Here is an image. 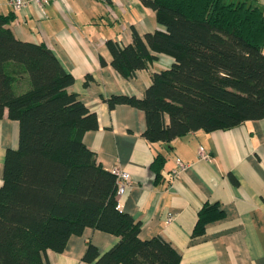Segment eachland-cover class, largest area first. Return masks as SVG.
<instances>
[{
    "label": "trees",
    "instance_id": "1",
    "mask_svg": "<svg viewBox=\"0 0 264 264\" xmlns=\"http://www.w3.org/2000/svg\"><path fill=\"white\" fill-rule=\"evenodd\" d=\"M164 30L139 34L122 46L107 40L111 65L123 76L155 55L171 64L151 73L143 94H111L108 106L140 108L149 141L187 131L227 128L264 116V15L255 0H141ZM0 13V117L18 123V144L7 147L0 183V264H48L45 250L60 251L84 227L118 239L99 253L87 241L82 258L95 264H177L179 251L161 235L138 236L139 221L116 206L115 175L82 141L96 114L67 86L72 75L43 42L17 38ZM25 75L27 86L13 83ZM167 116V120L164 119ZM163 155L150 162L159 176ZM233 182L235 180L231 177ZM215 202L197 210L191 235L219 217Z\"/></svg>",
    "mask_w": 264,
    "mask_h": 264
},
{
    "label": "crops",
    "instance_id": "2",
    "mask_svg": "<svg viewBox=\"0 0 264 264\" xmlns=\"http://www.w3.org/2000/svg\"><path fill=\"white\" fill-rule=\"evenodd\" d=\"M255 3L264 15V0ZM8 12L13 15L8 23L12 33L50 48L73 77L67 88L96 114L97 126L85 130L82 141L104 168L118 165L129 172V183L116 200L139 221L140 238L161 235L169 240L180 253L177 264H264V116L227 128H197L169 141H149L142 135L140 108L126 102L108 106L104 98L118 93L142 96L151 73L171 64V55L154 50L149 51L155 56L131 76H123L110 63L108 39L122 46L131 41V29L139 34L164 30L152 8L141 0H49L41 10L32 2L12 10L0 0V13ZM19 79L13 83L15 92L27 86L25 75ZM17 144V120L4 109L0 183L4 150ZM199 146L206 158L199 156ZM157 153L164 159L155 179L149 165ZM204 202H215L222 213L205 223L202 234L192 236ZM117 239L114 233L86 226L70 234L62 250L46 248L45 254L48 264H95L82 258L87 241L101 253Z\"/></svg>",
    "mask_w": 264,
    "mask_h": 264
},
{
    "label": "built area",
    "instance_id": "3",
    "mask_svg": "<svg viewBox=\"0 0 264 264\" xmlns=\"http://www.w3.org/2000/svg\"><path fill=\"white\" fill-rule=\"evenodd\" d=\"M49 0H6V2L8 3V5L12 8V10H18L20 9L22 6L26 5L29 2L34 3L35 5H37L40 10L41 8L48 3ZM42 12V11H41ZM199 156L202 158H206L207 157V153L205 151H202L201 146H199ZM176 164H177V168H182L183 164L181 161H179L178 159H176ZM177 168H173L172 169V174L174 175L177 171ZM111 172L114 173L115 175V183H116V189H115V197L121 195V193L124 192V190L126 189L127 184L129 183L130 180V175L129 172L125 169H122L120 166L118 165H113L110 169ZM116 206L119 207V203L116 200ZM172 218V213L167 214L166 216V220H170Z\"/></svg>",
    "mask_w": 264,
    "mask_h": 264
}]
</instances>
